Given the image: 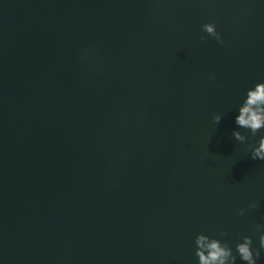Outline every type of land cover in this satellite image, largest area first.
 <instances>
[{
	"label": "water",
	"instance_id": "95a60500",
	"mask_svg": "<svg viewBox=\"0 0 264 264\" xmlns=\"http://www.w3.org/2000/svg\"><path fill=\"white\" fill-rule=\"evenodd\" d=\"M245 3L0 0V264H198L196 234L220 231L258 246L264 130L231 135L264 81V0L237 28ZM212 20L225 46L199 40Z\"/></svg>",
	"mask_w": 264,
	"mask_h": 264
},
{
	"label": "clouds",
	"instance_id": "9594fccd",
	"mask_svg": "<svg viewBox=\"0 0 264 264\" xmlns=\"http://www.w3.org/2000/svg\"><path fill=\"white\" fill-rule=\"evenodd\" d=\"M256 0H246L245 7L241 10L234 21L237 28H242V21L246 20L252 11ZM201 30L206 35H200L199 40L204 42L208 37L213 38L219 45L225 46L226 41L220 31L217 30L215 20L205 22L201 25ZM215 80V75L209 77ZM222 115L216 114L213 122L219 124ZM235 123L238 128L245 129L249 136L241 131L234 129L231 133L232 137L241 143H244L251 137H256L258 133L264 130V81L255 83L246 91V96L240 107L238 114L235 116ZM250 157L253 160L264 161V134L251 146ZM258 206L256 201L249 203L248 208L255 209ZM248 208H241L239 215L243 216ZM254 233L256 234L258 246H254L252 235H241L235 241V248L227 239H223L228 235L226 231H220L216 237H211L204 233H197L194 239L195 256L198 258V264H236L237 257L243 264H257L264 254V223L254 225Z\"/></svg>",
	"mask_w": 264,
	"mask_h": 264
}]
</instances>
